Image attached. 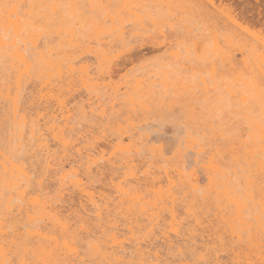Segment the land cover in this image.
<instances>
[{
  "label": "bare ground",
  "instance_id": "6f19581e",
  "mask_svg": "<svg viewBox=\"0 0 264 264\" xmlns=\"http://www.w3.org/2000/svg\"><path fill=\"white\" fill-rule=\"evenodd\" d=\"M85 1L92 15L76 20L72 29L66 14L83 16L77 0H0V63H7L0 102L17 129H26L35 153L43 158L41 172L31 179L23 162L14 163L13 155L0 149V196L9 195L5 217L0 220V264H62L64 260L83 264L85 259L103 264H150L162 260L154 243L158 239L171 255L162 260L166 264L181 254L191 258L193 250L199 258L220 264H259L264 236L262 124L246 140L231 143V176H226L222 161L213 157L199 170L192 167L199 164L192 157L201 154L194 143L186 155L177 152L169 165L170 151L156 146L162 135L153 131L152 124L127 130L110 122L111 115L119 114V107L141 106L148 99L144 100V94L149 96L155 85V81L137 76L114 85L101 80L100 67L113 58L106 39L120 42L125 35V0H107V4ZM63 2L69 5L68 11L60 10ZM46 12L59 13L52 18L56 22L52 26ZM33 17L44 20L47 34L58 40L57 47L39 43L41 37L50 35L33 31ZM132 22L142 25L138 17ZM83 28L87 36L75 30ZM61 37L66 40L62 42ZM83 38L87 39L85 49L79 45ZM64 43L73 45V58L59 57ZM90 60L96 63L94 70ZM32 82L37 86L35 94L27 96L31 114L26 115L21 113L19 100ZM80 91L85 98L76 95ZM77 114L99 121L97 130L86 137L71 136ZM148 132L153 137H145ZM47 180L54 187L50 196L44 193ZM94 180L105 183L106 193L102 186L93 189ZM13 200L20 204L12 206ZM210 204L217 211L215 227ZM101 220L104 224L98 227ZM181 224L188 225L184 246L173 240L179 237ZM77 228L84 238L91 228L92 238L99 243L84 253L81 243L66 248L65 234Z\"/></svg>",
  "mask_w": 264,
  "mask_h": 264
},
{
  "label": "rangeland",
  "instance_id": "374dc122",
  "mask_svg": "<svg viewBox=\"0 0 264 264\" xmlns=\"http://www.w3.org/2000/svg\"><path fill=\"white\" fill-rule=\"evenodd\" d=\"M77 1L83 16L72 17L66 14L68 27L72 29L76 20L92 15L85 0ZM64 3L60 4V10L68 11L69 5ZM103 4H107V0H103ZM34 6L36 8L38 4L35 3ZM262 7H264V0H125V35L120 42H111L106 39L112 47L111 57L113 58L110 63L100 67L103 73L101 80L105 82L110 80L114 85L137 76L150 82L155 81V85L153 84L152 93H149V96L147 92L144 94V100L148 99L141 106L119 107L117 110L119 114L111 115L110 122L121 125L127 130L146 123L152 124L155 128L153 131H158V134L162 135L160 142L162 149L170 151L167 156L169 165H172L173 157L177 152L182 155L188 153L191 143H194V147L200 150L201 154L192 157L193 161L199 162L197 166L192 167L199 170L198 167L213 157L216 161H222L226 176H231V143L246 140L251 132L257 131V124H262L259 126L264 130V111L260 106L259 88L260 82L264 80ZM41 13L45 14L44 10H41ZM46 15L50 18L49 25L52 26L56 23L52 18H57L59 13L52 15L46 12ZM136 17L141 20L142 25H134L132 21ZM208 17L213 20L210 32L204 30L197 32L195 25L205 23ZM239 21H244V25L241 26ZM32 29L35 33L45 32L44 35H50L48 38L41 37L40 44L57 47L58 40L53 34H47L48 28L44 26L43 19L38 20L33 17ZM75 30L78 34L85 32L87 36L84 28ZM61 40L64 42L66 38L61 37ZM86 40L83 38L79 41L82 49L87 46ZM181 43L189 45V51L195 63L192 60H177L179 53L175 49ZM72 50L73 45L64 43L59 57L66 54L65 56L73 58L76 54L71 53ZM156 57L161 58L162 62H158L155 66L147 63ZM87 62L94 70L96 63L93 60ZM169 63L173 66L172 71L168 70ZM6 67V61L1 60L0 84L3 80L5 81L7 74H3V69ZM245 74L251 78L256 87H249L247 80H241ZM108 76L111 78L108 79ZM192 77L196 78L195 83ZM34 83L25 88L19 100L22 114H31L27 96L35 94L37 85ZM241 84L244 85L243 88H240ZM151 94L154 96L152 97ZM76 95L82 99L85 98L84 91ZM243 105L248 107H242ZM5 110V106L0 102V149L17 155V159H23L26 171L31 179H35L41 172L43 158L35 153L33 144L25 133L26 129L23 127L18 130L10 116H6ZM174 112L184 113V123L188 129V138L179 151H176L180 145V139L177 138L178 133H176L178 130L169 124V119ZM99 124V121L89 116L81 117L77 114L72 125L71 136L86 137L95 132ZM157 125L159 128L156 127ZM149 135L153 137L149 132L145 137ZM172 137L177 138L174 143L171 141ZM20 153L23 155L20 156ZM141 156L143 158L145 154L142 153ZM182 158L186 160L185 157ZM231 180L233 187L237 188L236 180L234 178ZM49 181L45 182L47 186L44 193L50 196L54 187L53 182ZM104 184L95 180L91 182L93 189L99 190L102 186L106 193L107 187ZM204 185L205 183H202L201 187L203 188ZM8 197L9 195L0 196V220L5 217L4 206ZM74 198L73 203L77 204L78 199ZM18 202L13 200L12 206L20 204ZM63 206L66 207L68 204L65 203ZM216 212L215 205L210 204L209 213L213 220V227L218 226L215 224ZM187 228V224H181L178 228L179 237L173 239L176 245L186 244ZM5 230L8 234L11 232L9 228ZM154 243L161 251V259L169 260L171 255L160 245V239ZM85 247L86 245L81 242V249Z\"/></svg>",
  "mask_w": 264,
  "mask_h": 264
},
{
  "label": "snow or ice",
  "instance_id": "6c2138e0",
  "mask_svg": "<svg viewBox=\"0 0 264 264\" xmlns=\"http://www.w3.org/2000/svg\"><path fill=\"white\" fill-rule=\"evenodd\" d=\"M6 7L11 8V7H17V6L16 5H6ZM261 16H262V19H264V7L261 8ZM13 19H14V17H13ZM186 19H188V18H186ZM238 19L239 18L237 17V20ZM212 23H213L212 18L208 17V18H206L205 23H202V24L197 23L195 25V29L197 32H199L201 30L210 32L211 27H212ZM239 24L241 26H243L244 21H239ZM245 30H247V29H245ZM11 32H12V30L10 28L9 33H8L9 37L11 36ZM262 32H264V29H262ZM175 51H177L179 53V55L177 57L178 61L180 59H185V60H192V62L195 63L194 59L191 56V53L189 51V45L187 43H181L179 45V47L177 49H175ZM158 62H162L161 58L156 57V58L149 60L147 63L149 65L155 66ZM172 69H173V66L169 63L168 64V70L172 71ZM192 80H193V83H195L196 78L192 77ZM241 80L242 81L247 80L249 87H256L255 83L246 74L241 77ZM243 87H244V85L241 84L240 88H243ZM259 88H260V96H261V105L260 106H261L262 111H264V80H262L260 82ZM242 107H248V105H243ZM184 120H185V116H184L183 112H181L179 114L174 112L169 119L170 126H172L173 128L178 130V137L177 138L180 139V145L176 149V151H179L180 148H182L184 146V141L188 138V129L184 123ZM156 146L158 148L161 147V145L159 143ZM19 155L22 156L23 153H20ZM161 155H163L162 151H161ZM185 155H186V153H185ZM12 160L14 163H22L23 162L22 160L17 159V155H15V154L12 156ZM73 178H75V177H73ZM40 182L41 183L43 182V177H41ZM262 221H264V217H262ZM103 224H104V221L101 220L98 222L97 226L102 227ZM88 231H89V237L84 238L81 236L79 228H77L75 231H73L72 229H69L64 236L65 247L67 248L69 245H78L79 243L83 242L86 245V247L81 249L82 251L88 252V251L92 250L93 246L98 244L99 241H96L92 238L91 228H89ZM261 244H262L261 253H260L261 254V261L259 262V264H264V236H262ZM199 256H200V254L197 251L193 250L191 258L186 259L185 256L183 254H181L179 259L167 261V264H220L219 261H213V260H210L207 258H199ZM10 264H15V261L10 262ZM28 264H30V262H28ZM49 264H51V262H49ZM56 264H61V262L57 261ZM62 264H77V262L75 260H64L62 262ZM83 264H103V262L85 259L83 261ZM107 264H115V262L109 261V262H107ZM142 264H149V262L143 261ZM150 264H166V262L162 261V260L161 261H151ZM233 264H234V262H233ZM249 264H255V262L250 261Z\"/></svg>",
  "mask_w": 264,
  "mask_h": 264
}]
</instances>
